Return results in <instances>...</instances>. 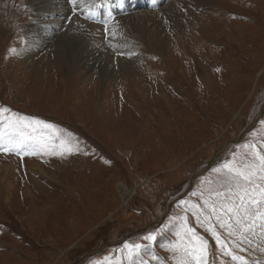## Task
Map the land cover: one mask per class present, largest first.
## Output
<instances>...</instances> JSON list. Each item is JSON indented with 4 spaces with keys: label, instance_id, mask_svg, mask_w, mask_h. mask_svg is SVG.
<instances>
[{
    "label": "rangeland",
    "instance_id": "rangeland-1",
    "mask_svg": "<svg viewBox=\"0 0 264 264\" xmlns=\"http://www.w3.org/2000/svg\"><path fill=\"white\" fill-rule=\"evenodd\" d=\"M136 1H122L127 18L150 9L149 0ZM99 2L101 14L88 22L110 48L87 50L113 56L109 69H91L83 45L56 58L67 28L85 16L78 9L52 38L36 31L39 54H53L41 78L20 64V52L31 45L27 25L52 20L48 1L0 0V107L53 126L26 129L30 144L70 139L78 149L63 157L0 151V264H127L123 245L149 246L143 237L165 226L138 259L177 264L167 246L183 218L209 241V264H264L260 224L229 236L212 218L225 245L243 257L232 260L196 215L208 213L214 170L243 153L242 145L264 142V0H209L173 32L165 13L171 0H161L154 11L161 10V19L155 15L168 37L163 49L137 28L124 31L122 19L115 26L120 0Z\"/></svg>",
    "mask_w": 264,
    "mask_h": 264
},
{
    "label": "snow or ice",
    "instance_id": "snow-or-ice-1",
    "mask_svg": "<svg viewBox=\"0 0 264 264\" xmlns=\"http://www.w3.org/2000/svg\"><path fill=\"white\" fill-rule=\"evenodd\" d=\"M73 6V13L79 8L88 7L86 0H69ZM6 107H0V140L6 142L0 145V151L5 153L15 152L18 155H48L65 156L73 153L74 149L70 139H61L58 144L50 143L44 137L34 140L26 135V129H50L53 126L44 121L29 119L16 113H11ZM264 124V121H261ZM255 133L253 136L255 137ZM243 153H233L232 159L226 161L214 171L219 180L216 187L209 188V195L204 199V208L208 213L200 212L197 220L205 230L211 234L216 243L223 250L225 256L232 260H242L225 245L216 227L212 223L215 217L220 228L226 229L229 236L236 231L242 234L253 230L257 224L264 227V142H249L241 146ZM213 197H216L213 200ZM182 204L187 203L181 201ZM193 208L197 206L193 205ZM203 215V220L200 216ZM168 226H165L167 228ZM151 232L143 239L149 246L140 243H125L120 250L127 264H147L143 259H138L142 252H147L151 244L156 242L158 236L165 231ZM176 238L167 247L177 257V264H209V241L201 237L193 227H190L186 218L176 226ZM156 257L153 256V259ZM107 259V258H106Z\"/></svg>",
    "mask_w": 264,
    "mask_h": 264
},
{
    "label": "bare ground",
    "instance_id": "bare-ground-1",
    "mask_svg": "<svg viewBox=\"0 0 264 264\" xmlns=\"http://www.w3.org/2000/svg\"><path fill=\"white\" fill-rule=\"evenodd\" d=\"M47 1H48V6L50 5V9H48L49 11L48 14L52 16V20L49 23L41 22L42 24L39 23L40 25L38 24L37 21L33 20L29 25H27L26 37L28 43L31 45L26 46L28 48L22 49L20 52L21 58L23 59L22 63L20 64H22L23 66L28 64L31 66L33 65L34 73L39 75L41 78L45 77V75H47L48 72L50 71L49 67L52 64L53 54L52 55L39 54L38 49L35 47L38 44V42L35 40L36 31L42 29L43 32L46 33L45 35L46 37L52 38L55 32H58V29L62 28L61 26L63 21H65L64 23L66 26V23L71 22L72 17H74L73 6L69 3V0H60V1L47 0ZM122 1L124 0H120L119 3L121 8L120 9L121 15L116 19L115 26H117L118 25L117 22H119L120 19H122V24L125 26L124 31L126 29H127L126 31H129L130 30L129 26L134 27V29L137 28L138 32L140 34L141 33L144 34V36L147 39H149L150 42L153 43L154 47L163 49L164 46L166 45V40L168 37L166 38V40L163 37H161L162 33L164 32L166 33V31H164V28L162 27V22L158 20L161 19V15H160L161 10L159 9L158 10L159 12L154 11V9L159 6L161 0H149L150 9L142 12V14H139V16H136L134 18H127L125 16L126 8L125 6H122ZM142 1L144 2V0H137L135 2L136 6L138 4L139 5L143 4ZM98 2L99 0H86V4L88 5V7L79 8V12L84 14L85 16L83 17L80 16L79 18H76V21H73V24L69 26V28H67L66 31L70 33V36L67 37H64L65 35L63 36L62 39L63 42L59 43L57 47L58 52L57 54H55L56 58L60 59L61 57H63V55L66 54L71 55L72 52L78 54V50L81 48V45H83L84 49L86 50L87 49L89 50V48L90 49L92 48V50H94L95 48L99 49L101 47L104 48V50L106 49V47L108 49L110 48L109 45L107 46L103 43L104 41L103 36L105 37L106 35L102 34L103 32L101 33V31L97 28V25L88 22L91 20V18L98 17L101 14V11L98 9V7H100V4H103V2H99V3ZM208 2L209 0H171V2H169V4L167 5L168 6L167 8L169 10H166L165 12L167 13V16L170 15V18L167 20L168 31L173 32L177 28H180L183 25H187L188 23L186 22V19L187 18L190 19L191 17L192 19H195L194 15L196 14L197 11H199V8L201 6H204L203 8L207 7L209 5ZM3 8H4L3 6H0V30L2 29L3 26L1 20V16H2L1 12L3 11ZM39 9H40L39 13H42L40 6ZM155 12L159 13L158 19H157V15H155ZM112 28L114 29V27L112 26L110 28V31L112 33L111 39L114 37L113 34L114 30ZM111 33L108 34L110 35ZM167 45H169V43ZM38 47L41 48V45L39 44ZM86 50H82L83 55L81 59H83L85 63L91 65V69H94L95 67L98 66L101 67L102 65L103 70L106 71L107 69H109L110 64H112V60L114 61L113 56L110 60L106 52H101V54L98 55L99 54L98 52L88 51V50L86 51ZM76 57H74L75 59L73 60L74 63L76 61ZM74 65L75 64L70 66L69 64L67 71H71V69L74 68ZM134 192L135 191L133 190H129L130 193L129 197L133 195Z\"/></svg>",
    "mask_w": 264,
    "mask_h": 264
}]
</instances>
